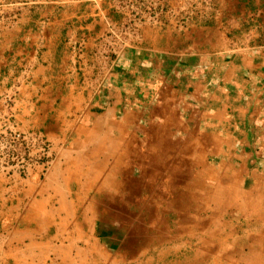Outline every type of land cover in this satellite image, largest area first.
<instances>
[{
    "label": "crops",
    "instance_id": "0c3cea01",
    "mask_svg": "<svg viewBox=\"0 0 264 264\" xmlns=\"http://www.w3.org/2000/svg\"><path fill=\"white\" fill-rule=\"evenodd\" d=\"M176 152L264 253V0H0V264H127L129 158Z\"/></svg>",
    "mask_w": 264,
    "mask_h": 264
},
{
    "label": "rangeland",
    "instance_id": "374dc122",
    "mask_svg": "<svg viewBox=\"0 0 264 264\" xmlns=\"http://www.w3.org/2000/svg\"><path fill=\"white\" fill-rule=\"evenodd\" d=\"M147 160L143 164L136 157L129 158L126 220H122L116 203L107 236L113 249L124 245L126 250L121 255L127 264L264 263L258 236L244 253L246 239H232L230 244L232 231L224 225L222 228L230 234L221 236L220 226L215 225L214 206L205 208L197 203L198 174L192 171L188 159L176 152L168 158H155L153 163ZM212 192L214 198L220 196L215 189ZM255 248L259 250L252 252ZM217 249L220 251L216 253Z\"/></svg>",
    "mask_w": 264,
    "mask_h": 264
}]
</instances>
